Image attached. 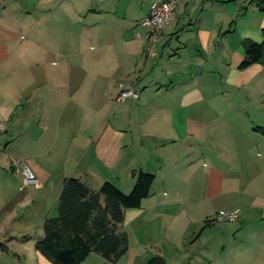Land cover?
Listing matches in <instances>:
<instances>
[{"label":"crops","instance_id":"crops-1","mask_svg":"<svg viewBox=\"0 0 264 264\" xmlns=\"http://www.w3.org/2000/svg\"><path fill=\"white\" fill-rule=\"evenodd\" d=\"M151 1L0 0V264H53L35 244L65 178L127 194L134 171L154 178L123 212L126 253L80 264H227L228 246L264 264L247 253L264 244V62L238 68L243 41L263 40L264 8L174 0L151 52L139 24ZM119 83L138 97L116 101Z\"/></svg>","mask_w":264,"mask_h":264},{"label":"trees","instance_id":"trees-1","mask_svg":"<svg viewBox=\"0 0 264 264\" xmlns=\"http://www.w3.org/2000/svg\"><path fill=\"white\" fill-rule=\"evenodd\" d=\"M259 10L264 0H250ZM263 40L243 41L244 58L238 68L264 62ZM264 135V130L261 131ZM134 185L129 193H122L109 182L93 190L78 178L63 180L57 202V216L45 218L42 238L35 249L53 264H80L92 252L106 261L117 262L127 251V237L119 231L125 209L138 208L149 196L153 175L132 172ZM145 264H166L160 255L150 257Z\"/></svg>","mask_w":264,"mask_h":264},{"label":"built area","instance_id":"built-area-1","mask_svg":"<svg viewBox=\"0 0 264 264\" xmlns=\"http://www.w3.org/2000/svg\"><path fill=\"white\" fill-rule=\"evenodd\" d=\"M174 0H152L150 2L149 12L146 17L140 20L139 24L147 30L146 49L155 52V45L158 34L162 27L174 19ZM118 91L115 97L116 101H123L128 98L136 99L138 93L131 88L126 87L123 83L117 85ZM17 165L16 161H13ZM24 184L33 183L35 179L27 169H22ZM238 209L230 211L220 210L211 217L215 223L233 222L237 219Z\"/></svg>","mask_w":264,"mask_h":264},{"label":"rangeland","instance_id":"rangeland-1","mask_svg":"<svg viewBox=\"0 0 264 264\" xmlns=\"http://www.w3.org/2000/svg\"><path fill=\"white\" fill-rule=\"evenodd\" d=\"M255 129H257V131L261 133L262 130H264V128H260V127H256ZM249 214L251 215V220H250V223L249 225H251V227H253V231L254 229H259L261 230L262 228L259 226L261 224V220H260V214L258 212H256L255 210L254 211H249ZM251 228H247V230H249ZM261 233V232H260ZM258 243V242H257ZM227 246V245H226ZM250 250L247 251V253H254V254H257V255H261V252H264V244H253V246H249ZM229 252H227V259H226V262L227 264H261L260 261H257V260H251L250 258H237L238 254H235V255H232L230 253V247L228 246L227 249ZM194 261L192 260H186L185 264H198V260L196 259H193ZM222 261L221 260V264H222ZM201 263V261L199 262ZM210 264H218V262L216 261L215 258H211L210 260Z\"/></svg>","mask_w":264,"mask_h":264}]
</instances>
